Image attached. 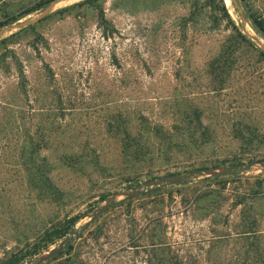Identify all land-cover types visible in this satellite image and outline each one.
Wrapping results in <instances>:
<instances>
[{"label":"rangeland","instance_id":"374dc122","mask_svg":"<svg viewBox=\"0 0 264 264\" xmlns=\"http://www.w3.org/2000/svg\"><path fill=\"white\" fill-rule=\"evenodd\" d=\"M10 1L17 4L32 0ZM80 1L83 0H55L20 20L35 18L53 4L44 17L30 24L34 29L22 32L21 39L13 44L27 76L26 92L16 90L15 65L7 72L0 69V99L14 103L12 107L0 105V258L25 247L28 237L33 241L50 218L79 215L74 230H81L90 222L92 212L108 203L113 194L130 192L140 183L176 170L179 174L193 170L165 166L147 174L144 167L143 174L131 180L136 169L123 158L120 139L108 134V124L116 114L138 111L150 114L151 120L170 122L165 103L178 95L202 96L207 90L208 65L226 31L205 29L208 14L185 26L182 18L189 12L190 1L175 2L155 11H129L119 0H98L95 5L85 4L64 15L54 13ZM255 2L262 6L261 1ZM227 3L240 23L241 16L232 7V0ZM101 10L105 22L100 19ZM242 20V28L250 36L259 37L255 41L264 48V39L246 18ZM14 25L2 28L5 31L1 38L21 28H11ZM236 77L240 91L247 96L246 103L259 106L264 117V62L244 60ZM238 96L235 90L228 93L224 108L230 111L233 97ZM9 112L14 115L12 119H17V127L10 132L6 130ZM50 126L65 131L53 136L55 144H82L86 152H96L100 160L97 169L87 168L80 173L61 163L59 156L65 149L56 146L43 151L55 166L53 181L66 194L61 204L45 202L29 188L23 166L16 164L13 152L25 130L35 132ZM238 171L243 180L237 185L244 189L247 176H264L260 164ZM205 176H193L187 184L166 183L130 199L117 196L111 208L89 223L83 238L74 240L75 250L43 263L69 264L67 258L81 255L91 257L93 264H147L145 247L150 243V224L157 220L159 230L180 248L181 254H192L206 264L211 227L232 239L241 207H233L236 183L231 177H225L229 181L223 187L222 182L204 179ZM207 189L222 192L216 196L213 214L205 217L201 207L206 202L196 209L194 197ZM102 196L106 199L102 200ZM66 237L32 258L50 251ZM227 249L234 252L232 247Z\"/></svg>","mask_w":264,"mask_h":264},{"label":"trees","instance_id":"16d2710c","mask_svg":"<svg viewBox=\"0 0 264 264\" xmlns=\"http://www.w3.org/2000/svg\"><path fill=\"white\" fill-rule=\"evenodd\" d=\"M53 1L55 0H32L14 4L10 0H0V30L19 23L24 17ZM96 1L98 0H83L54 13L64 15L85 4L95 5ZM188 1H190L189 12L182 18L185 26L201 21L205 14H208L209 20L203 24V27L209 30H225L226 33L218 52L209 62L210 80L202 96L178 95L174 96L169 104L165 103L170 122L151 120L150 114L143 111L126 115L116 114L109 121L108 134L120 139L123 158L136 169V176L131 180L136 181V178L138 179L145 171L141 169L144 167H147V174H152L153 169L165 166L188 170L197 167H226L254 160L264 161V117L259 106L246 103L247 96L240 91L239 78L236 77L239 66L244 60L264 62V48L255 41L259 37L250 36L245 28H242V17H244L264 39V0H259L262 6H258L256 0H233L231 4L241 16L240 23L234 17L227 0H119L129 11L140 9L155 11L168 4ZM100 19L106 21L103 10L100 11ZM30 29L33 30L34 25L21 27L18 31L0 39V69L7 72L13 65L16 66L18 77L16 90L19 92H26L27 76L13 44L21 39L22 32ZM233 90L237 91L239 96L233 97L234 106L228 111L224 108L225 97ZM13 104L10 100L0 99V105L12 107ZM2 113L3 110H0V114ZM9 113L6 130L10 132L14 130L12 127L15 126L17 119H12L14 115L12 112ZM57 132L60 136L65 134L64 130H56L53 126L43 127L35 132L27 129L16 140L13 152L16 155V164L23 166L29 188L36 191L37 196L45 199V202L61 204L66 194L53 181L51 174L55 166L43 151L56 146L65 149L66 151L59 156L61 163L80 173L86 172L87 168L97 169L100 160L96 152L92 154L86 152V146L82 144L74 146L59 142L55 144L53 136ZM238 173V169H234L227 174L204 177L207 180L222 182L223 187L229 181L225 177H231L236 183L233 207H241L232 239L230 235H222L217 232V228L211 227L212 238L205 251L206 264H264V224L262 223L264 176L261 174L247 176L245 179L247 188L244 189L240 184L237 185L243 180ZM172 174L179 172L176 170ZM189 182L190 180L184 183ZM162 186L163 184L150 187L147 192ZM221 190L207 189L198 193L194 197L196 209H199V205L204 201L206 204L201 207L204 210L203 214L205 217L211 216L216 208V196L222 192ZM105 199L106 196H102V200ZM79 220V215L64 216L60 219L50 218L47 224L35 233L33 241L28 237L25 247L4 255L0 258V264H25L74 231ZM156 221L150 224V243L145 247L147 264H205L192 254H181L180 248L162 234ZM88 226L82 227L76 240L83 238ZM227 247H232L234 252L227 251ZM75 249L76 244L73 242L46 263L59 259L63 254H70ZM67 261H70L69 264H93L91 257L84 258L81 255L67 258Z\"/></svg>","mask_w":264,"mask_h":264},{"label":"water","instance_id":"95a60500","mask_svg":"<svg viewBox=\"0 0 264 264\" xmlns=\"http://www.w3.org/2000/svg\"><path fill=\"white\" fill-rule=\"evenodd\" d=\"M52 5L53 4L49 5L39 16L24 20V21H20L18 24L11 26V28H19L22 26H27V25L36 23L52 9ZM4 31H5L4 29L1 30L0 39ZM255 164H260L264 167V161L254 160V161L249 162L248 164H234V165L226 166V167L225 166L202 167V168L198 167V168H195L183 174H169V175H164V176H159L156 178L149 179L143 183H140L135 189H133L130 192L121 191L119 193L113 194L111 200L108 203L95 209L92 212L90 216V222H92L96 216H99L100 214L106 212L109 208H111L112 205L118 201L116 200V198L119 195H124L125 199H130L141 192L147 191V189L150 187H155V186H159V185L166 184V183H184L188 181L191 177L196 176V175L205 174L207 176H210L214 174H227L234 169H238V170L246 169L247 170ZM90 222H87L85 226H88ZM80 232L81 230H74L70 232L69 235L64 240H62L58 246L52 248L50 251L44 254H41L40 256L30 259L27 262V264H41L43 262L50 260L51 258L56 257L74 242V240L79 236Z\"/></svg>","mask_w":264,"mask_h":264}]
</instances>
